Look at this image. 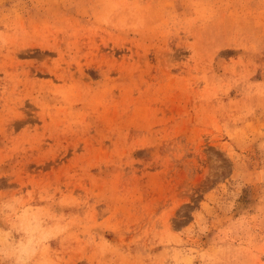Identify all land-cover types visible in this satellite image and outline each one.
<instances>
[{"label": "rangeland", "instance_id": "rangeland-1", "mask_svg": "<svg viewBox=\"0 0 264 264\" xmlns=\"http://www.w3.org/2000/svg\"><path fill=\"white\" fill-rule=\"evenodd\" d=\"M0 264H264V0H0Z\"/></svg>", "mask_w": 264, "mask_h": 264}]
</instances>
